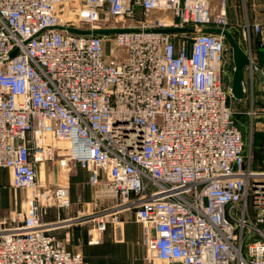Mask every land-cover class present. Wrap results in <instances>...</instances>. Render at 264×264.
<instances>
[{"label":"built area","instance_id":"built-area-1","mask_svg":"<svg viewBox=\"0 0 264 264\" xmlns=\"http://www.w3.org/2000/svg\"><path fill=\"white\" fill-rule=\"evenodd\" d=\"M228 26L227 0H0V168L33 192L0 221V264H85L52 234L70 200L48 162L86 171L98 233L123 211L152 227L149 263L264 264V177L223 87L226 38L201 32ZM244 27L264 48V7Z\"/></svg>","mask_w":264,"mask_h":264},{"label":"crops","instance_id":"crops-1","mask_svg":"<svg viewBox=\"0 0 264 264\" xmlns=\"http://www.w3.org/2000/svg\"><path fill=\"white\" fill-rule=\"evenodd\" d=\"M263 7L264 0H227L228 29L233 32L249 20L250 23L260 21ZM249 9L255 12L251 16L247 12ZM256 43L260 48L258 39ZM42 166L46 170L50 168L48 163ZM57 176L56 180L60 184V173ZM41 177H44V170L41 171ZM65 178L70 207L60 211V219L66 221V224L58 230V239L65 242L68 251H79L85 264H160L145 260L148 252L145 241L154 231L152 227L145 229L137 222L135 211H123L115 222L109 219L106 229L98 233L95 229L97 221L88 218L96 209L93 208V189L87 183L86 171L73 167ZM21 192L12 189L10 170L0 168V221L24 211L22 204L25 201L20 198ZM57 211L56 208L50 209L53 214H57ZM97 238V243H91V240Z\"/></svg>","mask_w":264,"mask_h":264},{"label":"rangeland","instance_id":"rangeland-1","mask_svg":"<svg viewBox=\"0 0 264 264\" xmlns=\"http://www.w3.org/2000/svg\"><path fill=\"white\" fill-rule=\"evenodd\" d=\"M218 3V0H215ZM248 14L251 16L252 13H255L253 10H247ZM153 17L163 16L162 12L154 11L151 13ZM141 15L140 12L138 14ZM251 22V20H249ZM249 22V23H250ZM242 25L238 30L233 32L229 31L238 44V46L243 50V52L248 56L251 63L259 67V69L264 71V48L258 47L256 39L254 36H251V39L248 38L247 33H245L246 27ZM231 30V29H230ZM178 33V32H177ZM180 33V32H179ZM227 43V53H226V74L223 80L224 89L230 94V106L233 112L234 122L239 128H241L243 133V140L246 142V158L250 166L251 172L255 175H260L264 177V84H260L257 76L252 72L251 66L244 67V77L242 80L243 87V97L241 99H236L232 92V82L235 72V64L233 59V50L232 45L229 41ZM108 51L110 50V45H107ZM262 71V72H263ZM253 79V80H252ZM47 142L51 143L57 147H65V143H57L51 137L47 138ZM47 170L45 166H42L39 170V176L42 180V183L46 184L45 188H48V184H51V189H55L59 184L56 180L57 173L59 169L55 166V163H49ZM73 167V165L71 164ZM43 168V169H42ZM44 170V177H41V171ZM67 173L60 174V184L64 185ZM65 176V177H64ZM55 180V181H54ZM44 191V190H43ZM20 198H23L25 201L22 204V207L26 210L27 197H32L33 192L23 190ZM49 208L44 213L45 221H55L57 220V214L50 212ZM55 209V208H54ZM64 210H62L63 212ZM16 214V213H14ZM12 215V214H11ZM9 215V217L11 216ZM56 216V217H55ZM8 217V218H9ZM59 231H53L52 234L58 238Z\"/></svg>","mask_w":264,"mask_h":264},{"label":"water","instance_id":"water-1","mask_svg":"<svg viewBox=\"0 0 264 264\" xmlns=\"http://www.w3.org/2000/svg\"><path fill=\"white\" fill-rule=\"evenodd\" d=\"M70 33L73 34H115L119 31L115 30H103V31H81L73 28L67 29ZM163 32H194L195 29L193 28H182V29H166L162 30ZM201 32L203 33H214V34H223L227 41L232 45L233 50V59L235 64V72L233 76V82H232V92L236 99H241L243 97V87H242V80L244 77V67L245 66H251L254 74L257 76L259 83L264 84V73L251 63L248 56L243 52V50L238 46L236 43L234 36L227 30L222 29H215V28H204L201 29Z\"/></svg>","mask_w":264,"mask_h":264}]
</instances>
